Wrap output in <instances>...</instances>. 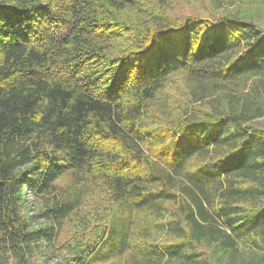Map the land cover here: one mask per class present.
Returning a JSON list of instances; mask_svg holds the SVG:
<instances>
[{"label":"trees","instance_id":"obj_1","mask_svg":"<svg viewBox=\"0 0 264 264\" xmlns=\"http://www.w3.org/2000/svg\"><path fill=\"white\" fill-rule=\"evenodd\" d=\"M241 1L0 0V264H264V0ZM90 195L102 224L60 241Z\"/></svg>","mask_w":264,"mask_h":264},{"label":"rangeland","instance_id":"obj_2","mask_svg":"<svg viewBox=\"0 0 264 264\" xmlns=\"http://www.w3.org/2000/svg\"><path fill=\"white\" fill-rule=\"evenodd\" d=\"M212 8L215 9L214 13L212 12ZM249 8H251V6L244 4L241 0H173L172 13L178 17L190 14H200L203 17H210L212 14L219 15L222 11L228 9L233 12L240 9L242 14H248L250 13ZM258 13L262 17L259 21V25L264 27V14L260 12ZM182 91V78H179L177 83L167 90L168 94H171L176 99H179V95L182 93ZM260 123L263 125L264 119H262ZM101 200L102 199H99L97 196L90 195L87 202L83 205L81 212V217L84 216L87 219L89 218L88 227L75 228L74 222H69L62 232L60 241L70 242L77 234L82 236L86 234V237L88 236L89 232L92 233L98 229L102 224L98 214L100 215V213H103V210L105 209L103 208L105 206L101 203ZM38 207L39 203L35 205L36 209ZM92 207L97 209V212L94 214L89 213ZM65 255H67L66 252L61 251V248L59 247H57L55 250H48L47 256L45 257L46 264H56L58 261H61Z\"/></svg>","mask_w":264,"mask_h":264},{"label":"built area","instance_id":"obj_3","mask_svg":"<svg viewBox=\"0 0 264 264\" xmlns=\"http://www.w3.org/2000/svg\"><path fill=\"white\" fill-rule=\"evenodd\" d=\"M262 30H263V32H264V27H262Z\"/></svg>","mask_w":264,"mask_h":264}]
</instances>
